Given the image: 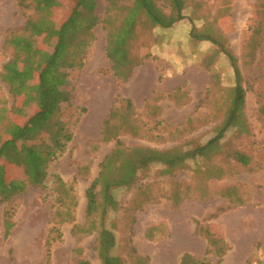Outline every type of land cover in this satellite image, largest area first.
Listing matches in <instances>:
<instances>
[{
    "label": "rangeland",
    "instance_id": "obj_1",
    "mask_svg": "<svg viewBox=\"0 0 264 264\" xmlns=\"http://www.w3.org/2000/svg\"><path fill=\"white\" fill-rule=\"evenodd\" d=\"M21 1L24 8L19 0H0V196L11 197L0 202V264H46L55 174L74 184L77 206L75 221L60 227L51 264H76L78 247L99 264L96 235L78 239L73 227L86 221L85 192L102 161L117 139L129 148L186 152L215 137L235 86L225 49L243 76L245 124L229 129L208 156L188 158L172 172L162 163L141 169L131 187L114 190L118 205L109 210L106 226L117 235L114 254L128 264H137L128 236L131 209L138 210L133 245L147 258L144 264H180L199 235L223 237L230 245L221 259L208 254L209 264H264V0H184L185 18L171 28L155 26L141 13L125 46L121 71L128 81L113 71L106 47L108 28L126 15L120 6L133 0H117L114 14L108 0ZM158 4L170 12L168 0ZM27 20L34 22L30 30ZM192 30L214 35L219 44L195 38ZM10 35L13 45L6 43ZM14 54L21 75L6 80L4 66ZM133 94L138 102L131 107ZM111 111L116 138L105 142L102 129ZM64 124L73 139L46 164ZM237 153L250 155V165L239 163ZM29 160L46 172L45 188L29 182ZM210 171L226 174L208 177ZM6 213L14 222L8 237ZM161 221L171 227L159 238L149 226Z\"/></svg>",
    "mask_w": 264,
    "mask_h": 264
},
{
    "label": "trees",
    "instance_id": "obj_2",
    "mask_svg": "<svg viewBox=\"0 0 264 264\" xmlns=\"http://www.w3.org/2000/svg\"><path fill=\"white\" fill-rule=\"evenodd\" d=\"M111 11L113 14L117 13V0H108ZM170 5V12L164 11V8L158 4V0H133L129 6H120L121 9L126 11V15L120 21L117 26L111 25L108 28V38L106 53L109 59L113 63V71L118 72L121 75L123 81H128L129 76H124L121 71L122 66L127 59L126 43L128 39L134 34L135 24L137 18L141 13H144L147 20L153 25L161 28H171L178 21L185 18L183 14L184 0H168ZM20 5L24 8V4L19 0ZM116 6V9H114ZM34 22L27 20L25 30H30L33 27ZM192 35L197 39L210 40L219 44L218 39L212 34H205L204 32L195 33L192 30ZM195 33V34H194ZM14 36L10 35L6 39V43L9 45L14 44ZM61 41L59 45H62ZM67 46V45H66ZM121 49L124 53V57L117 58V52ZM227 54L230 63L234 69L235 86L233 88V97L230 102V106L227 115L218 129L217 135L203 146L195 149L183 151H161L148 147L136 146L125 147L123 142L116 141V146L112 152L105 157L101 163V169L99 175L91 182L90 186L85 192L87 199L86 205V221L84 224H74L73 233L78 239L88 235H96L95 250L99 264H128L126 260L120 255L114 254L116 248L117 235L113 229L106 226V217L110 209H115L118 205V201L115 198L114 190L119 187H131L137 178L138 172L141 169H147L152 164L162 163L167 167L168 172L174 171L176 168L185 166L189 161L188 158H195L197 156H208L213 152L219 141L223 139L229 129L238 125H243L246 122L245 107H246V91L242 84L243 76L238 65L236 57L227 49L224 50ZM120 60V61H119ZM18 59L14 54L13 57L4 66L5 74L2 75L4 79L17 78L21 75L18 70ZM67 98V97H66ZM129 106H133V101L128 100ZM47 107V105H46ZM47 109L45 110V112ZM44 111L37 113L39 115H45ZM36 114V116H37ZM113 111L104 121L102 129V139L105 142H110L116 136H112L111 132L113 127ZM73 139V133L69 126L62 125L55 134V142L48 147L46 155L43 158L44 163L48 164L51 160L58 157L64 150L67 144ZM235 159L244 166H249L253 158L250 155L244 153H237ZM30 163V179L29 182L34 185H38L42 188L46 187L45 179L46 172L39 171L36 168L37 160H29ZM207 176H217L216 178H223L226 172L213 174L210 171ZM54 183L56 184V197H55V211L53 212L52 226L49 229L46 242V264H51L52 261V247L54 242L58 241L61 236L60 227L64 223H73L75 221V207L77 206V193L73 183L65 181L60 175H54ZM9 195L0 196V202L3 203L10 199ZM138 211V210H137ZM137 211L131 209L130 217L127 219L129 223L128 236L130 241V249L133 257H135L137 264H144V255L140 254L133 245V230L136 223ZM14 222L10 220L9 215L6 213L4 217V235L8 237L11 234ZM230 250V245L223 237H216L208 241V249L201 264H209L208 254L223 258ZM83 248L78 247L77 253L80 258L76 264H91V262L83 257ZM195 260V256L186 253L183 255L180 264H190Z\"/></svg>",
    "mask_w": 264,
    "mask_h": 264
},
{
    "label": "crops",
    "instance_id": "obj_3",
    "mask_svg": "<svg viewBox=\"0 0 264 264\" xmlns=\"http://www.w3.org/2000/svg\"><path fill=\"white\" fill-rule=\"evenodd\" d=\"M137 80H139V77H138V79L136 78V81ZM134 84H138V83H134ZM140 85L142 86V88L144 87V84L140 83ZM130 97H132L131 98L132 101L136 102V104H137L138 97L135 94H133ZM136 220H137V214H136ZM135 227H136V223L134 225V230H133L134 234H135ZM149 227H150L149 229H156L158 237L161 238V237H164L165 235L169 234L168 230H169V227H171V224L170 223L168 224L167 222L161 221L157 225H151ZM183 229H186V226L181 225L179 230L182 232ZM188 229L190 232L192 230V226L189 225ZM195 230H196V227H195ZM187 236L191 237L189 235H185L184 238L186 239ZM191 239H192V237H191ZM133 240H134V236H133ZM195 243L190 246L191 249L188 248L184 251V253L181 255V259H182L183 255L186 253L192 254L193 256H200V255H204L206 253V250L208 248V240L204 239L203 235H199V240L197 241L196 244ZM181 259L179 261L180 263H181Z\"/></svg>",
    "mask_w": 264,
    "mask_h": 264
},
{
    "label": "bare ground",
    "instance_id": "obj_4",
    "mask_svg": "<svg viewBox=\"0 0 264 264\" xmlns=\"http://www.w3.org/2000/svg\"><path fill=\"white\" fill-rule=\"evenodd\" d=\"M24 248V247H23Z\"/></svg>",
    "mask_w": 264,
    "mask_h": 264
}]
</instances>
